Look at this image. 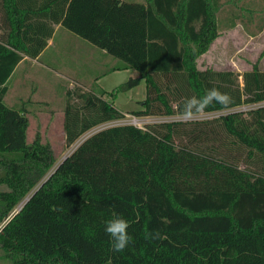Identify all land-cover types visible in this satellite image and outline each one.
Instances as JSON below:
<instances>
[{
    "label": "trees",
    "instance_id": "trees-1",
    "mask_svg": "<svg viewBox=\"0 0 264 264\" xmlns=\"http://www.w3.org/2000/svg\"><path fill=\"white\" fill-rule=\"evenodd\" d=\"M218 10L217 0H0V246L11 264H264V104L247 116L109 126L50 171L49 143L28 142L27 111L3 102L15 66L59 24L138 73L110 92L67 90L68 146L124 118L116 92L142 81L136 117L179 114L212 88L231 103L204 112L263 103L264 71L243 72L240 85L233 70L197 66ZM116 217L132 238L121 252L105 232Z\"/></svg>",
    "mask_w": 264,
    "mask_h": 264
},
{
    "label": "rangeland",
    "instance_id": "rangeland-1",
    "mask_svg": "<svg viewBox=\"0 0 264 264\" xmlns=\"http://www.w3.org/2000/svg\"><path fill=\"white\" fill-rule=\"evenodd\" d=\"M217 2L219 10L215 17L219 23L217 31L220 35L212 40L208 50L198 57L197 66L200 70L209 68L233 70L239 74L238 81L242 85L243 72L253 68L264 71V19H261L264 15V0H217ZM231 10L237 13L238 26L235 28H229V21L226 20L228 11ZM248 17H251V20H248ZM80 44L83 47L92 45L61 27L53 38V44L49 45L42 55L36 58L29 57L28 60L23 59L16 65L7 81L8 89L3 97V102L8 107L16 110L24 107L27 111L29 117L27 141L31 142L39 135L42 141L49 143L54 156V165L50 171L81 141L100 129L118 124H133L144 128L148 124L162 121H181L179 114L141 117L132 114L140 108L133 99L142 100L145 97V84L142 81L132 89L116 92L113 103L116 108L126 111L124 118L93 127L71 145H66L63 118L67 90L78 87L87 88L95 93L102 90L110 92L130 77L138 76L135 70L124 69L123 60L109 54H101V50L94 45H92L96 47L93 48L96 52V57L92 56L94 61L85 59L88 53L79 46ZM92 46L89 49H92ZM105 97L110 98L107 95ZM262 104L264 102L241 104L230 109L204 112L194 120L213 119L232 111H241L247 116L249 110ZM0 264H11L1 246Z\"/></svg>",
    "mask_w": 264,
    "mask_h": 264
},
{
    "label": "clouds",
    "instance_id": "clouds-1",
    "mask_svg": "<svg viewBox=\"0 0 264 264\" xmlns=\"http://www.w3.org/2000/svg\"><path fill=\"white\" fill-rule=\"evenodd\" d=\"M213 102L220 104L222 107H227L231 103V98L226 93H221L218 89L212 88L207 91L203 97L192 96L184 100L182 111H180L181 122H191L200 114H203ZM180 109L181 105H177ZM128 222L121 218L116 217L110 219L105 224V232L111 238L112 249L115 252L123 251L131 241L127 229ZM3 225H0V229ZM150 238H154L155 234H149Z\"/></svg>",
    "mask_w": 264,
    "mask_h": 264
},
{
    "label": "crops",
    "instance_id": "crops-1",
    "mask_svg": "<svg viewBox=\"0 0 264 264\" xmlns=\"http://www.w3.org/2000/svg\"><path fill=\"white\" fill-rule=\"evenodd\" d=\"M143 1V0H142ZM231 1V0H230ZM247 9V8H246ZM249 10V9H248ZM264 16V15H263ZM261 17V19L263 20L264 19V17ZM236 17H237V13L235 12V11H233V10H231V11H228V16L226 17V20L227 21H229V24H228V26H229V28H235V27H237L238 26V22L236 21ZM217 20V19H216ZM248 20H251V17H248ZM253 20V19H252ZM217 26H219V23H218V21H217ZM61 28V26L58 24V25H55V28H54V32H53V35H52V37L47 41V45L45 46V48L41 51V53L39 54V55H42V53H43V51L44 50H46V48L49 46V45H51V44H53V38H54V36H55V34H56V32L59 30ZM233 30V29H232ZM219 35H220V33L218 32V36L217 37H219ZM80 47H82V49H84L85 51H87V53L88 54H86L85 55V59L86 58H88V60L90 61V60H92V61H94L93 60V58H92V56H95L96 57V52L94 51L95 49H93V48H96V47H94V46H92V45H90V46H92V49H89L90 48V46L89 47H83L81 44L79 45ZM101 50V54H107L104 50H102V49H100ZM208 50V49H207ZM28 60L29 59V57L28 56H24L20 61H22V60ZM19 61V62H20ZM18 62V63H19ZM86 63V62H85ZM16 67V66H15ZM116 69V68H115ZM124 69H127L126 67L124 68ZM85 90H89V89H87V88H84ZM132 99V97L130 98V100ZM133 100H135L136 101V103H137V100H139V99H133ZM124 114L126 113V111H124V110H121Z\"/></svg>",
    "mask_w": 264,
    "mask_h": 264
},
{
    "label": "water",
    "instance_id": "water-1",
    "mask_svg": "<svg viewBox=\"0 0 264 264\" xmlns=\"http://www.w3.org/2000/svg\"><path fill=\"white\" fill-rule=\"evenodd\" d=\"M63 159H64V158H63ZM57 166H58V165H57ZM57 166H56V167H57ZM56 167H55V168H56ZM27 199H28V198H27ZM19 208H20V207H19ZM19 208H16V212L19 210ZM16 212H15V213H16ZM0 230H1V229H0Z\"/></svg>",
    "mask_w": 264,
    "mask_h": 264
}]
</instances>
